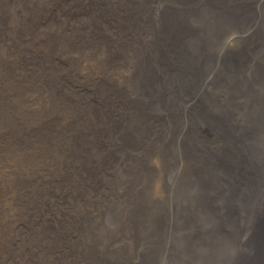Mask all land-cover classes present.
Masks as SVG:
<instances>
[{"label": "bare ground", "instance_id": "6f19581e", "mask_svg": "<svg viewBox=\"0 0 264 264\" xmlns=\"http://www.w3.org/2000/svg\"><path fill=\"white\" fill-rule=\"evenodd\" d=\"M263 11L0 0V264H76L90 244L82 206L115 212L128 186L151 201L131 234L163 253L144 264H264ZM236 203L233 252L220 254L226 231L202 253L200 233ZM110 228L126 243L123 224Z\"/></svg>", "mask_w": 264, "mask_h": 264}, {"label": "rangeland", "instance_id": "374dc122", "mask_svg": "<svg viewBox=\"0 0 264 264\" xmlns=\"http://www.w3.org/2000/svg\"><path fill=\"white\" fill-rule=\"evenodd\" d=\"M264 14V11H263ZM264 55V50L259 49L256 54L254 55L255 59H259ZM250 58L252 59V54H249ZM261 72L264 74V69L261 68ZM227 77H230L229 74H225ZM220 87L219 83H216V86L214 87L211 85L210 91H219V89H216ZM204 101H207L206 98H204ZM165 128L166 125H165ZM129 165L125 170H122L121 168L118 169L121 173L124 174H130L134 167L132 166L133 163L131 160H127ZM129 192V193H127ZM140 200L141 205L138 203L136 198V193L134 188L130 189V186L125 187L121 189L115 197V202L112 204L114 205L113 210L115 212L106 213L103 211V206H97V209L100 211L95 210L94 207L91 204L88 206H82L81 211L84 212L85 216L83 219H85L84 222V230L86 233V241L90 243L88 247L86 248L85 243L81 244L80 248V254L78 256V261L76 264H144L143 258L146 256L151 255L152 258H161L162 252L158 251L151 242L147 238V243L141 244L138 241V238L131 234V228L133 230H137L138 225L139 229L143 227L146 224V229L149 223V220L146 219V222L143 223V215L148 213L147 207L149 203L151 202L150 199H148L146 196H144L142 193L140 194ZM122 201V202H121ZM121 202V203H120ZM242 204V203H241ZM238 204L234 207H231L230 209H227L224 213L220 214L222 217H216V224L217 227L215 229H208L200 233V236L204 239V250L202 253L207 254V248L210 246L211 242L215 243L216 238L219 234L228 232L230 236H228V239L225 241L222 239V236L220 238V244L219 248L221 251V255L224 256L230 252H233V246L232 244L236 243L233 238H236V235L239 230H241L242 224L239 223L237 219L241 218L239 214L234 210H236ZM262 206V205H261ZM90 208L91 212L87 213V209ZM243 208V206H241ZM234 214L236 217H234ZM210 214L205 215L204 217H199L198 219H202L201 224L204 222V220H208L210 218ZM190 220L193 219V214L190 212V216H188ZM237 220V223L234 226V229L232 231L231 226L232 224ZM221 223H224L223 226H220ZM124 225V229L126 230V233L120 234V232H117L123 241L126 243H121L119 241H111L112 238H108V233L112 232V226L115 225ZM129 225V226H127ZM130 229V230H129ZM139 229L136 231L138 232ZM232 233V234H231ZM248 236H245L242 233V238L248 239ZM210 243H208V242ZM108 242H111L109 246L106 244ZM113 244H117L116 247H113ZM126 245V251L121 249V246ZM120 247V248H119ZM93 248L92 255H97V259L95 260L92 255L88 253V251ZM110 248H119V250H113ZM230 249H232L230 251ZM201 249H199L200 251ZM250 255V254H249ZM249 255L247 257H249ZM176 260H174L175 262ZM58 264V262H56ZM67 264V263H64ZM175 264V263H173ZM178 264V263H176Z\"/></svg>", "mask_w": 264, "mask_h": 264}]
</instances>
